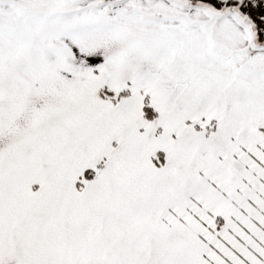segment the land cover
Instances as JSON below:
<instances>
[{"label":"snow or ice","instance_id":"snow-or-ice-1","mask_svg":"<svg viewBox=\"0 0 264 264\" xmlns=\"http://www.w3.org/2000/svg\"><path fill=\"white\" fill-rule=\"evenodd\" d=\"M0 264H264V0H0Z\"/></svg>","mask_w":264,"mask_h":264}]
</instances>
